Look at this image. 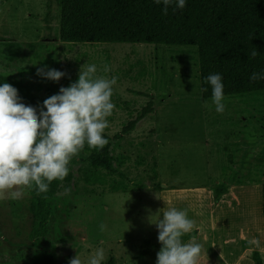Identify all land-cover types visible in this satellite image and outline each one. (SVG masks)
<instances>
[{"label": "rangeland", "instance_id": "obj_1", "mask_svg": "<svg viewBox=\"0 0 264 264\" xmlns=\"http://www.w3.org/2000/svg\"><path fill=\"white\" fill-rule=\"evenodd\" d=\"M59 19L56 0H0V74L22 81L35 97L38 113L45 99L78 80L82 65L95 64L98 76L117 77L115 108L104 132L117 171L101 184L86 181L92 149L85 144L50 199L48 232L39 241L55 264H69L76 253L85 259L98 247L105 249L104 261L114 257L116 264H156L161 244L153 222L162 218L167 200L173 198L176 204L170 205L194 219L190 207L195 204L185 199L192 193L184 200V193L175 191L202 189L199 205L207 219L217 211L208 192L215 182L229 181L235 172L247 182L264 179L256 159L264 145L259 126L262 98L224 96L225 110L217 113L211 98H202L195 47L61 41ZM105 65L110 71H103ZM37 68L65 75L53 81L38 76ZM18 95L30 106L29 99ZM149 101L153 110L123 132ZM30 199L29 189L17 200L0 198V264L43 262L30 237L38 226L29 210ZM205 224V231L212 232L209 221ZM208 233L202 239L208 240ZM216 252L224 264H234L230 250L222 247Z\"/></svg>", "mask_w": 264, "mask_h": 264}, {"label": "trees", "instance_id": "obj_2", "mask_svg": "<svg viewBox=\"0 0 264 264\" xmlns=\"http://www.w3.org/2000/svg\"><path fill=\"white\" fill-rule=\"evenodd\" d=\"M59 7V33L61 41L151 43L185 45L196 48L199 64L200 91L203 99L211 98V86L205 83L209 74L219 73L224 85V96L260 95L263 109L259 126L264 131V80L250 83L253 72H264V0H186L183 9L175 4L163 14V5L154 0H56ZM255 49L257 55L250 57ZM10 83L18 93L29 99L35 107L36 99L26 90L20 79L11 80L0 74V84ZM207 88V91H203ZM153 110L149 101L138 115L123 128L132 130L136 123ZM107 139V136L104 135ZM257 164L264 169V145L256 156ZM108 145L92 149L87 161L90 165L84 178L92 183H104L117 169ZM118 163L122 159L117 158ZM261 184L264 222V179L244 181L235 172L229 181L215 182L212 186L213 201L217 203L232 185ZM61 181H53L46 193L37 195L29 189V210L38 221L30 237L43 254L39 264H55L50 250L43 247L39 237L47 234L51 215L50 199L57 192ZM159 189L162 186L158 184ZM174 188L173 186H168ZM167 187V188H168ZM116 188V186H113ZM197 229L182 237V242L197 236ZM244 246V245H243ZM253 264H264L257 250L249 255ZM102 264H116L109 257Z\"/></svg>", "mask_w": 264, "mask_h": 264}, {"label": "clouds", "instance_id": "obj_3", "mask_svg": "<svg viewBox=\"0 0 264 264\" xmlns=\"http://www.w3.org/2000/svg\"><path fill=\"white\" fill-rule=\"evenodd\" d=\"M154 2L163 5L165 15L173 4L178 9L186 5V0ZM256 55L253 49L250 57ZM103 71L110 68L105 65ZM37 75L59 81L65 73L37 68ZM259 80H264V72H253L249 77L250 83ZM116 83L115 76L111 79L98 76L95 64L82 65L78 80L45 99L39 113L35 107L21 102L18 90L10 83L0 84V198L20 199L25 189H35L37 195L46 193L53 181H64L70 161L85 144L91 149H103L108 144L104 132L109 126L107 117L115 108L112 96ZM205 83L211 86L216 112L222 114L225 105L221 74H209ZM69 191L70 188L65 189L66 193ZM153 223L161 244L156 264H198L202 246L194 239L182 242V237L195 227L185 210L169 208ZM99 227L101 231L106 229L103 223ZM247 243L260 247V241L255 238ZM85 248L92 246L86 244ZM105 259V249L98 247L85 259L76 253L69 264H102Z\"/></svg>", "mask_w": 264, "mask_h": 264}, {"label": "crops", "instance_id": "obj_4", "mask_svg": "<svg viewBox=\"0 0 264 264\" xmlns=\"http://www.w3.org/2000/svg\"><path fill=\"white\" fill-rule=\"evenodd\" d=\"M200 190V191H199ZM188 192L175 191L176 193H184L182 197H188V193H192L190 198L195 204L190 207V212L194 213L195 227L198 233L196 237L187 239L185 243L195 240L202 246L201 255L198 264H224L220 260V255L216 249L227 248L234 256V264H253L249 255L253 250H257L264 259V222H263V202H262V186L261 184L251 185H233L227 193L217 202V211L207 219L203 218V207L199 205L202 197V189L187 190ZM199 191V192H198ZM209 198H212L211 189L208 190ZM167 200V198H164ZM173 198L167 200V207L163 208V212L169 208H173L170 204H176ZM184 199V200H185ZM183 210V208H181ZM209 221L212 235L208 240L202 239L203 233ZM208 233V234H210ZM258 239L260 247L256 248L247 243L250 239ZM242 242H245L243 247Z\"/></svg>", "mask_w": 264, "mask_h": 264}]
</instances>
